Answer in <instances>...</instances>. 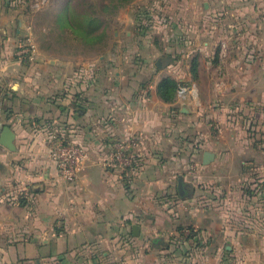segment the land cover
Listing matches in <instances>:
<instances>
[{
  "label": "crops",
  "instance_id": "0c3cea01",
  "mask_svg": "<svg viewBox=\"0 0 264 264\" xmlns=\"http://www.w3.org/2000/svg\"><path fill=\"white\" fill-rule=\"evenodd\" d=\"M19 2L0 0V134L4 126L14 132L13 148L0 142V264H209L211 258L225 264L234 255L236 264H264V220L246 218L250 205H238L229 223L224 204L214 211L210 201L207 208L191 197L206 172L242 180L264 170V0H202V13L198 0L187 1L184 16L202 17L207 37L193 43L204 56L192 81L213 86L188 85L196 95L191 90L185 97L176 87L170 101L157 93L160 73L184 83L192 78L187 61L168 56L154 75L146 73L149 58L133 60L129 73L98 74V64L76 52L50 56L32 42ZM213 17L218 22H207ZM178 25L176 33L185 27ZM185 28L200 32L195 21ZM218 32L217 50L212 38ZM26 38L32 59L18 54ZM52 131L88 151L73 182L50 158ZM123 140H132V152L141 157L128 174L105 164L112 143ZM167 140L178 150L159 149ZM149 145L156 150L148 159ZM206 150L213 159L203 163ZM161 154L169 165L157 163ZM174 192L179 198L170 205ZM168 234L196 246L192 255L178 256Z\"/></svg>",
  "mask_w": 264,
  "mask_h": 264
},
{
  "label": "rangeland",
  "instance_id": "374dc122",
  "mask_svg": "<svg viewBox=\"0 0 264 264\" xmlns=\"http://www.w3.org/2000/svg\"><path fill=\"white\" fill-rule=\"evenodd\" d=\"M19 1V9L26 15L27 20L24 33L27 32L26 34H28V31H30L31 41L40 44L50 56L72 57L76 52L83 61L97 63L98 74L105 70L110 75L115 74L117 71L121 74L129 73L131 72L132 66L130 65L133 60L140 61L146 58L150 59V65L147 67L146 73L159 74L160 70L164 68L163 63L170 56L175 59V62L187 61L190 64L192 78L184 81L186 85L196 84L195 88H197L202 84L208 86L209 89L213 86L212 82L192 81L199 77L198 65L201 64L204 56L201 50L194 49L195 45L193 43L202 45L207 37L201 31L205 22L202 17L187 19L184 16V13L191 9L187 3L188 0H131L128 2L122 0ZM201 1L198 0L197 2V10L202 13L204 9ZM229 5H234V3L231 2ZM214 9L215 12L219 11L218 5ZM68 13L73 14L78 20L82 19V22L90 18L93 19V31L89 34H83L78 26L70 23ZM126 16L130 17V21L124 20ZM192 21H195V25L200 29V32L197 31L198 35L185 28L186 24ZM207 22L214 24L218 22V19L213 17L212 20H207ZM178 24L185 27L180 28L179 31L181 32L176 33L174 29L180 27ZM28 26L29 29L27 30ZM261 26L263 27V25ZM127 30L131 31L130 35H126ZM220 39L219 32L212 38V47L217 48V50L221 45ZM214 57L218 61L219 55L216 50ZM157 60H159L160 67L156 64ZM102 62H108V66H105ZM165 73L166 70H163L160 75L166 76ZM195 92L194 90V95H196ZM228 100H233V98ZM214 103L219 106L218 97H214ZM156 147L158 149V146ZM147 149L149 159L150 156L155 154L156 149L151 145ZM159 149L164 150V152L166 149L167 151H174L175 149L178 150V146L167 140ZM134 154L139 162L138 158L141 157L137 155V151H134ZM161 155V157H156V159L158 158L157 163L162 164L165 162L166 165H169L168 161H164L166 159L165 155ZM147 164L150 165L149 169L153 168L151 160ZM217 173L221 174L222 172L217 169ZM190 180L191 177L188 176V183H190ZM172 181L175 186V178ZM194 184L197 185L198 183L195 182ZM191 197L196 204L207 208L212 206L214 211H217L219 206L224 204L226 210L224 214L230 219L231 222L229 223H232L231 219L236 216L234 211L237 213L236 207L238 205L246 207L250 205L252 207V210H248L246 218L264 220V170L262 174L254 172L249 178L242 180L228 177L219 178V175L214 178L206 172L200 182V187L193 189ZM169 198L168 204L172 205V203H176L179 195L174 192V194H170ZM207 201H210L212 205L205 204ZM169 217L172 218V214ZM200 219H202L201 215ZM182 225L185 229L189 227L186 222ZM185 229L181 233L188 236L190 231H185ZM174 237L173 234H168L169 240L167 241L172 245L171 248L174 252L181 258L186 255L190 256L189 252L192 255V250L196 246L193 247L187 242L180 243V239ZM214 262V259L211 258L209 264H214ZM236 263L237 258L234 255L228 258L225 264ZM30 264L36 263L30 262Z\"/></svg>",
  "mask_w": 264,
  "mask_h": 264
},
{
  "label": "built area",
  "instance_id": "2783aa9c",
  "mask_svg": "<svg viewBox=\"0 0 264 264\" xmlns=\"http://www.w3.org/2000/svg\"><path fill=\"white\" fill-rule=\"evenodd\" d=\"M225 49V43H223ZM18 54L27 59H32L34 55L33 44L29 38L23 39L18 48ZM194 88L185 83L177 82V94L185 97ZM49 155L57 167L59 175L66 182H73L80 171L83 169L88 151L86 147L72 139H68L66 135L52 131L49 133ZM132 140L114 141L110 147L108 155L105 159L106 166L116 168L121 174L132 172L135 166L140 163L137 161L134 152L131 150Z\"/></svg>",
  "mask_w": 264,
  "mask_h": 264
},
{
  "label": "trees",
  "instance_id": "16d2710c",
  "mask_svg": "<svg viewBox=\"0 0 264 264\" xmlns=\"http://www.w3.org/2000/svg\"><path fill=\"white\" fill-rule=\"evenodd\" d=\"M122 1H131V0H122ZM70 8V6H69ZM68 20L74 26H78L83 34H89L93 31V19H87L82 22V19L76 18L73 14L68 13ZM79 31V29H77ZM177 87V81L170 76H165L157 84V93L163 100L170 101L175 97ZM191 234V233H190Z\"/></svg>",
  "mask_w": 264,
  "mask_h": 264
},
{
  "label": "water",
  "instance_id": "95a60500",
  "mask_svg": "<svg viewBox=\"0 0 264 264\" xmlns=\"http://www.w3.org/2000/svg\"><path fill=\"white\" fill-rule=\"evenodd\" d=\"M157 64L160 65L159 61H157ZM13 137H14V132L10 129V127L4 126L0 134V142L9 148H13L14 147L12 143ZM203 158H204L203 163H208L210 160L213 159V152L209 150L204 151ZM178 192L181 196H184L187 192L185 188V184L181 177L178 180ZM133 228L134 230H136L138 226L134 225Z\"/></svg>",
  "mask_w": 264,
  "mask_h": 264
}]
</instances>
